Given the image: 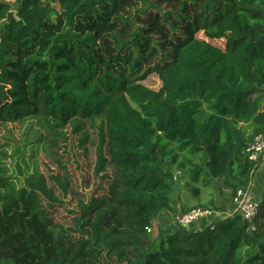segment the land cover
<instances>
[{"label":"trees","instance_id":"16d2710c","mask_svg":"<svg viewBox=\"0 0 264 264\" xmlns=\"http://www.w3.org/2000/svg\"><path fill=\"white\" fill-rule=\"evenodd\" d=\"M151 74L158 90L141 83ZM32 118L61 137L91 123L102 193L74 191L78 214L62 226L43 181L17 187L0 164V264H264V199L253 229L234 213L147 232L176 214L175 172L193 197L210 180L231 198L249 185L247 148L264 134V0H0V126Z\"/></svg>","mask_w":264,"mask_h":264},{"label":"rangeland","instance_id":"374dc122","mask_svg":"<svg viewBox=\"0 0 264 264\" xmlns=\"http://www.w3.org/2000/svg\"><path fill=\"white\" fill-rule=\"evenodd\" d=\"M8 1L12 4L16 2V0ZM50 17L53 20L54 14L52 13ZM196 36L221 49L225 47L223 39L210 40L202 32H198ZM141 83L153 90H158L161 85L154 74L147 76ZM90 124L83 125V123L74 122L70 127L61 131L63 137L50 132L39 118L0 126V143L5 144L7 150V157L0 159V164L6 174L11 177V183L20 187L23 185L24 175L26 177L33 174L37 175V179L43 181V185L58 200L62 201V203L44 202L48 217L54 223L62 226H70L71 218L78 214L76 209L79 207L74 191L82 193L84 197L99 191L98 183L93 175L95 130ZM78 126H80L79 131L75 133L74 130ZM48 140L56 142L57 148L53 152L54 155L47 148ZM55 160H58V163H55ZM17 165L22 170L21 175H19ZM174 177L173 192L176 198V214H183L196 208H207L219 213V215L214 214V221L219 222L225 218V214L222 212H232L231 196L222 182L210 180L207 187L197 183L195 186L199 188V196L193 197L187 175L175 172ZM250 182L253 185L254 183L258 184L259 187L257 194L252 192L253 199L264 195V168L257 165L251 174ZM62 188L67 191V195L63 193ZM99 192L102 193V191ZM221 209L223 211H219ZM68 211H75V214L72 215ZM163 212L166 215L159 218ZM161 213L154 220L153 228L149 232L152 238H156L159 233L169 227L174 231L181 229L176 227L178 225L173 224L170 211H162ZM198 228V224H195L194 227H190V230H197Z\"/></svg>","mask_w":264,"mask_h":264},{"label":"built area","instance_id":"2783aa9c","mask_svg":"<svg viewBox=\"0 0 264 264\" xmlns=\"http://www.w3.org/2000/svg\"><path fill=\"white\" fill-rule=\"evenodd\" d=\"M248 160L256 166L264 164V134L256 135L247 148ZM249 187L246 189L238 188L231 198L232 214L240 215L251 228H254L253 221L259 212L260 202L255 201L249 196ZM214 214L219 213L207 208L192 209L183 214H171L170 218L174 225L189 229L198 221L205 219L209 223L214 222ZM153 228V227H152ZM148 228L147 232H151Z\"/></svg>","mask_w":264,"mask_h":264},{"label":"crops","instance_id":"0c3cea01","mask_svg":"<svg viewBox=\"0 0 264 264\" xmlns=\"http://www.w3.org/2000/svg\"><path fill=\"white\" fill-rule=\"evenodd\" d=\"M261 168H264V164H261V165H259ZM260 169V168H259ZM251 186L249 187V196H250V198L251 199H253V195H252V192L254 191L255 193H253V194H257L256 192L258 191V189H259V187H258V184H256V183H254V185L253 184H251V182L249 183ZM256 186H257V188H256ZM254 188V189H253ZM264 199V195L262 194V196L260 197V198H257V199H253V200H255V201H258V202H261L262 200ZM222 213H224L225 214V218L223 219V220H225V219H227V218H230L231 216H232V212L231 213H229V212H222ZM160 214V213H159ZM158 214V215H159ZM166 214H165V212H163V213H161L160 214V216H159V218H161L162 216H165ZM222 220V221H223ZM195 224H197V223H195ZM194 224V225H195ZM171 225V224H170ZM194 225H193V227H194ZM176 226V225H175ZM165 230H167V231H169V232H171V231H174L171 227H169V228H167V229H165Z\"/></svg>","mask_w":264,"mask_h":264}]
</instances>
